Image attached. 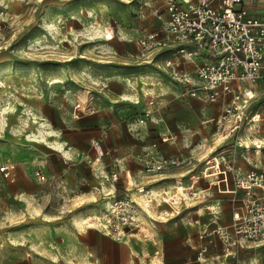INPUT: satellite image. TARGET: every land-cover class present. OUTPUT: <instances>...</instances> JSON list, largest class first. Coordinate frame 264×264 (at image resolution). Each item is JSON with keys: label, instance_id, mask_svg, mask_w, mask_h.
Instances as JSON below:
<instances>
[{"label": "rangeland", "instance_id": "374dc122", "mask_svg": "<svg viewBox=\"0 0 264 264\" xmlns=\"http://www.w3.org/2000/svg\"><path fill=\"white\" fill-rule=\"evenodd\" d=\"M170 1L0 0V264H113L121 246L129 264H264L263 247L252 244L199 262L185 239L196 219L230 223L232 197L220 184L209 189L224 177L211 169L216 161L234 188L264 169V83L221 142L224 107L181 96L170 47H139L165 27ZM171 156L182 165L145 171L146 161ZM126 195L139 223L118 235L112 211Z\"/></svg>", "mask_w": 264, "mask_h": 264}, {"label": "built area", "instance_id": "2783aa9c", "mask_svg": "<svg viewBox=\"0 0 264 264\" xmlns=\"http://www.w3.org/2000/svg\"><path fill=\"white\" fill-rule=\"evenodd\" d=\"M166 12L169 18L165 27L146 35L139 47L148 49L152 44L165 46L169 42L178 45L180 54L196 71L192 75L175 70L173 80L183 87L186 96L204 103H225L226 113L217 120V129L226 139L243 125L256 88L264 83V0H188L185 4L171 0ZM86 110L87 106L76 105V111ZM151 116L152 112L147 111L138 123L146 125ZM93 147L99 158L110 155L98 142ZM181 165L179 158L171 156L146 161L145 171L154 175ZM211 169L224 176L223 183L229 182V175L221 172L219 163ZM2 172L7 179L13 176L9 167ZM120 173L121 162L117 161L112 184L119 182ZM235 190L245 191V196L239 206L232 208L231 222L220 226L213 221L200 232L199 262H205L218 247L226 258L247 244L264 249V169L247 172L237 180ZM111 220L118 235L125 228L136 229L139 211L128 195L115 202Z\"/></svg>", "mask_w": 264, "mask_h": 264}, {"label": "crops", "instance_id": "0c3cea01", "mask_svg": "<svg viewBox=\"0 0 264 264\" xmlns=\"http://www.w3.org/2000/svg\"><path fill=\"white\" fill-rule=\"evenodd\" d=\"M165 16H166V22L168 21V18H169V16H167V12L165 11ZM166 47H170L171 49V51H174L173 52V56L174 57H176V58H174V59H172V61H171V67H172V69L175 71V70H178L179 72H182V73H190V74H192V75H195V71H196V68H194V65L191 63V62H189L188 60L186 61L185 59H184V57L180 54V51L178 50V45L176 44V43H172V42H169V44H167L166 46H165V48ZM178 86V88H180L179 89V93L181 94V96L182 97H185L186 95H185V90L183 89V87H181V86H179V85H177ZM258 88V87H257ZM256 88V89H257ZM188 97H190L189 95H187ZM186 96V97H187ZM192 98V97H191ZM192 99H195V98H192ZM195 100H197V99H195ZM197 101H200V100H197ZM202 102V101H201ZM213 104H218L219 106H220V108H225V103L224 102H218V103H213ZM149 121V120H148ZM147 121V122H148ZM230 136V135H229ZM229 136H227V138L225 139V138H223V136L221 135V138H222V141L221 142H224V141H226L227 139H229ZM168 140H166L167 142H170L171 140H173L172 139V136L171 137H166ZM226 146H228L227 144H226ZM226 146H224V147H226ZM259 150L258 151H256L255 150V153H260L261 152V148H258ZM242 150H246V152H244V153H248V150H249V148L247 149H242ZM224 154H238V152H237V150L236 151H234L233 152V150H228V149H224V151L222 152V155H224ZM109 156V155H108ZM107 156V157H108ZM108 158H110V160L112 161V157H108ZM210 162V161H209ZM217 162V161H216ZM209 164V163H208ZM129 174H130V172H128ZM184 182V181H183ZM190 182H192V184H196L197 182H198V177H197V175H190L189 176V183ZM218 184H220L221 186L220 187H222V192H223V194L225 195V194H227V195H230L231 197H232V208L234 207V206H239L240 205V201L241 200H243V198H244V196H245V191H241V190H235V188L234 187H232V185L230 184V182H228V183H223L222 182V180H219L218 182H214L213 184H211L210 185V188L209 189H211L212 188V186H217ZM184 189V188H183ZM126 191H127V193L129 194L130 192V190H129V188H126ZM231 208V209H232ZM233 210V209H232ZM231 219H232V215H231ZM230 222H231V220H230ZM211 224H213V221H212V223H208V224H206V223H203L202 221H201V219H196L195 221H194V224L193 225H195V227H197V232H196V235H195V237H192L190 234L185 238V239H187L188 238V242H191L192 241V243H193V248L198 252V250L200 249V247L202 246L201 245V241L199 240V234H200V232L203 230V228H205L206 226H208V225H211ZM139 236V235H138ZM191 236V237H190ZM122 247V252H121V254H120V256L116 259V263H113V264H129V258L131 257L130 256V253H129V255H128V248L127 247H125V246H121ZM219 248V247H218ZM217 248V249H218ZM221 248V247H220ZM214 250H216V249H213L212 251H214ZM212 251L209 253V254H211L212 253ZM263 252H264V249H263ZM209 256V255H208ZM223 257H225L224 256V253H223V255H222ZM158 257H161L160 256V252H158V251H156L155 253H154V258H153V260H155L156 258H158ZM147 257H143V259H146ZM132 259V258H131ZM151 262H153V261H151ZM154 263V262H153ZM156 263H158V264H165L164 263V259H163V257H161L160 259L158 258V260H157V262Z\"/></svg>", "mask_w": 264, "mask_h": 264}, {"label": "bare ground", "instance_id": "6f19581e", "mask_svg": "<svg viewBox=\"0 0 264 264\" xmlns=\"http://www.w3.org/2000/svg\"><path fill=\"white\" fill-rule=\"evenodd\" d=\"M139 235V234H138ZM138 235H136V236H138Z\"/></svg>", "mask_w": 264, "mask_h": 264}]
</instances>
